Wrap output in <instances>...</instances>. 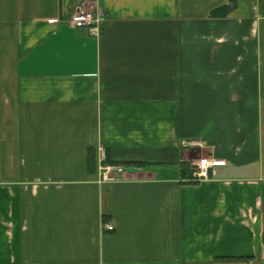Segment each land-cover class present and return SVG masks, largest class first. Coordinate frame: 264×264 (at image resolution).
Returning a JSON list of instances; mask_svg holds the SVG:
<instances>
[{
	"label": "crops",
	"instance_id": "crops-1",
	"mask_svg": "<svg viewBox=\"0 0 264 264\" xmlns=\"http://www.w3.org/2000/svg\"><path fill=\"white\" fill-rule=\"evenodd\" d=\"M0 264H264V0H0Z\"/></svg>",
	"mask_w": 264,
	"mask_h": 264
},
{
	"label": "built area",
	"instance_id": "built-area-1",
	"mask_svg": "<svg viewBox=\"0 0 264 264\" xmlns=\"http://www.w3.org/2000/svg\"><path fill=\"white\" fill-rule=\"evenodd\" d=\"M106 19V14L102 10L96 9L94 6H79L70 15L68 22L74 27H87L91 30L92 34L96 35L100 33L101 27ZM51 22L58 23L59 20H53ZM225 163V160L216 157H200L190 165L185 180L188 182H202L212 179L216 175L217 168L219 166H224ZM124 172L125 167L123 165L103 163L101 166V181H117ZM106 227L109 230L115 228L112 224H107Z\"/></svg>",
	"mask_w": 264,
	"mask_h": 264
}]
</instances>
